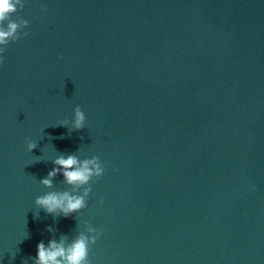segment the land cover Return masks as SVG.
I'll list each match as a JSON object with an SVG mask.
<instances>
[{"label":"water","instance_id":"water-1","mask_svg":"<svg viewBox=\"0 0 264 264\" xmlns=\"http://www.w3.org/2000/svg\"><path fill=\"white\" fill-rule=\"evenodd\" d=\"M18 14L29 35L0 66V264H33L40 241L85 222L103 229L91 264H264V0H27ZM76 106L85 127L57 126ZM60 153L106 166L68 218L34 204L68 188L39 183Z\"/></svg>","mask_w":264,"mask_h":264},{"label":"clouds","instance_id":"clouds-1","mask_svg":"<svg viewBox=\"0 0 264 264\" xmlns=\"http://www.w3.org/2000/svg\"><path fill=\"white\" fill-rule=\"evenodd\" d=\"M27 0H0V66L4 63V53L10 43H16L29 35L26 31L30 27V21L18 13L25 8ZM46 11V6H42ZM62 58V57H61ZM86 116L79 106L74 108V117L71 120V128L67 119L57 126H64L71 131H78L85 127ZM37 142L26 141L29 152L37 147ZM54 167L39 183L47 189H55V177L62 174L63 182L68 186L65 190H51L36 197V208L43 209L53 217H71L73 213L85 209L88 197L92 192L91 182L99 180L104 175L105 164L98 156L81 159L76 154H61L51 160ZM118 171V169H113ZM99 203H103L101 199ZM39 218V212L36 213ZM49 231H55L51 227ZM103 229H97L85 222L83 231L78 232L69 240L67 235L61 234L59 239H51L47 245L40 241L37 245V254L31 258L33 264H91L89 253L91 247L96 244Z\"/></svg>","mask_w":264,"mask_h":264}]
</instances>
